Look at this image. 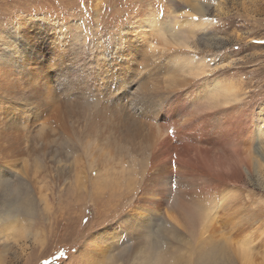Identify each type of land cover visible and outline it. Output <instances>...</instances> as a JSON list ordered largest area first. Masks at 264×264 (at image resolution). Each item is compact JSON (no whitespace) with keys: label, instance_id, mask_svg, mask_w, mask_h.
I'll list each match as a JSON object with an SVG mask.
<instances>
[{"label":"rangeland","instance_id":"1","mask_svg":"<svg viewBox=\"0 0 264 264\" xmlns=\"http://www.w3.org/2000/svg\"><path fill=\"white\" fill-rule=\"evenodd\" d=\"M203 1L208 8L204 18L213 20L215 24L208 28L207 36L205 33L198 35L192 51L210 56L208 59L219 56L218 61L227 66L210 79L241 85L247 92L242 109L246 112V120L255 119L257 122L260 111H264V0H0V50L4 51L1 61L4 60L5 66L9 67L14 55H22L23 47H28L23 45L20 34L15 35L20 22L30 24L27 27L34 32L31 43L44 50L38 56L40 59L51 56L47 44H39L42 42L40 39L55 34L58 39L54 40L52 48L58 50V56L51 61L41 59L40 69L47 77L55 78L51 83L59 98L67 102L75 101L77 113L85 108L90 110L96 99L93 87L86 89L83 85L75 96L68 92L65 77L73 69H81L85 62L92 63L97 55L107 63L109 58L105 50L114 48V36L123 28L126 32L127 27L137 26L151 14H156L161 21L171 14L182 16L189 10L190 4ZM111 52L116 53L115 57L118 55L116 49ZM230 61L232 65L227 64ZM125 68L131 77L132 67L127 65ZM6 74L3 71L0 79L4 87L10 88L8 72ZM100 84L104 88L102 81ZM35 102L38 105L35 110L39 113L38 122L33 121L31 114L23 119V123L26 121V132L31 137L37 136L42 122L48 120L45 125L49 126V121L55 119V112L47 107L46 100L39 98ZM17 114H14V121L19 119ZM154 118L159 126L167 121L164 115ZM224 118L234 119V113ZM0 128L9 131L11 141L15 143L19 132L6 126L4 120L0 122ZM212 134L209 140L212 145L207 151L216 159L221 157L223 142L217 139L215 132ZM51 140L53 138H49ZM253 140L255 147L262 142L256 135ZM75 143L80 153L72 171L69 165L72 160L56 163L50 161L52 156H49L48 164L43 162L24 175L23 183L14 174H9V170L22 175L31 164L29 158L21 150L16 152V145L0 153V183L3 185L0 190V215L20 205L18 213L21 212L23 224L29 222L31 230L38 235V243L34 238L21 245L11 241L3 245L0 241V264H87L85 251L92 245L104 248L103 254H107V258L112 256L117 264H133V251L137 245L134 235L138 233V228L134 229L137 232L126 228L128 215L138 212L139 207L150 206L154 201H159L160 207L156 210L160 213H172L168 199L174 195L176 177L171 184L175 187H166L171 189L170 196L158 184L146 181L143 174L150 170L151 164L148 154L143 151L144 145H138L137 150L125 155L123 162L128 171L124 182L121 179L124 174L116 170L113 175L109 170L110 182L103 194L99 190L100 163L88 160L81 142L75 140ZM65 145L55 143L62 148V152L66 149ZM49 146L48 151H51L53 144ZM62 158L65 159L64 156ZM254 173H245L240 184L227 179L217 188L197 194L194 190L204 187V180H194L189 196L191 200L202 203L201 214L183 216L179 226L185 234L181 241L173 239L167 244L166 264H264V174L260 177ZM228 190L239 192L238 196L224 204L218 202ZM166 226L167 223L161 219L150 224L144 232L143 241L151 252L157 247L154 244L156 233L166 229Z\"/></svg>","mask_w":264,"mask_h":264},{"label":"bare ground","instance_id":"2","mask_svg":"<svg viewBox=\"0 0 264 264\" xmlns=\"http://www.w3.org/2000/svg\"><path fill=\"white\" fill-rule=\"evenodd\" d=\"M188 9L186 11L185 8L182 16L169 15L165 21L151 14L137 26L127 27L126 32H123V28L114 36V48L105 50L109 58L107 63L97 55L92 63L85 62L81 69H73L65 77L68 92L75 96L85 85L86 89L93 87L96 98L90 110L85 108L79 113L76 112L75 101L67 102L58 97L51 83L55 78L47 77L40 69L41 59L51 61L58 56V50L52 48L58 36L48 34L40 39L42 42L39 44H47L51 55L48 59L46 56L40 59L38 56L44 50L31 43L34 32L27 27L30 24L20 22L15 35L20 34L23 45L27 44L28 47H23L22 55H14L9 67L5 66L4 60L1 61L4 51L0 50V78L3 71L4 74L8 72L10 86L4 87L0 79V122L4 120L6 126L19 132L14 143L11 141L12 134L0 128V153L16 145V152L21 150L29 158L31 164L22 175L9 170V174H14L19 182L23 183L24 175L34 167L43 162L48 164L49 156H52L50 161L56 163L72 160L69 164L72 171L80 153L75 140L81 142L88 160L100 163L99 190L103 194L110 182L109 170L113 175L116 170L124 174L121 178L124 182L128 168L123 159L128 152L137 150L138 145H144L143 151L148 154L147 159L151 164L150 170L143 174L146 181L158 184L170 196L171 189L166 187L176 177L174 195L169 198L170 201L168 199L172 213H160V210H156L160 203L154 201L150 206L139 207L136 213L131 212L128 215L130 218L126 219L127 229L137 232L134 229L138 228V233L134 235L137 245L133 251V264H166L167 244L173 239L181 241L185 234L180 229L183 216L201 214L202 203L191 200L189 196L196 178L204 180V187L194 190L197 194L215 189L227 179L240 184L245 173L251 175L255 172L260 177L264 174V111H260L257 122L255 119L246 120V112L242 109L246 104L247 92L234 82L211 80L209 77L189 85L194 76H203L205 72L213 76L227 65L218 61L219 56L208 59L210 56L192 51L198 35L205 33L207 36L208 28L214 26L215 22L204 18L208 12L204 1L190 4ZM202 38L207 40L205 36ZM4 46L8 47L6 44ZM115 49L118 52L116 57V53L111 52ZM227 64L232 65L233 62ZM127 65L132 67L131 77L125 68ZM39 98L46 100L47 107L55 112V119L49 121V126L45 125L48 120L42 122L37 136L31 137L26 132V121L23 123V119L31 114L33 121L38 122L39 113L35 112L38 105L33 101ZM194 106L196 115H192ZM16 113H19V119L14 121ZM230 113H234V119L224 118ZM159 115L167 117L161 126L155 124L154 117ZM212 132L223 142L221 157L216 159L207 151L212 145L209 141ZM254 135L262 141L257 147L254 146ZM49 138L53 140L49 141ZM55 143L66 144L65 151L62 152V148L55 146ZM49 144L54 147L51 151H48ZM259 148L261 150L258 152ZM2 188L0 183V190ZM235 193L228 190L218 202L224 204L235 199L239 192ZM18 206L0 215V241H3V245L8 241L21 245L27 239L34 238L38 243V235L31 230V224H23ZM26 219L29 220L28 217ZM161 219L167 226L156 233L154 244L157 247L151 252L143 241L144 232L150 224ZM85 253L87 264H117L112 256L107 258V254H103L104 248L99 246L92 245Z\"/></svg>","mask_w":264,"mask_h":264},{"label":"snow or ice","instance_id":"3","mask_svg":"<svg viewBox=\"0 0 264 264\" xmlns=\"http://www.w3.org/2000/svg\"><path fill=\"white\" fill-rule=\"evenodd\" d=\"M212 75L211 74H209V73H207V72H205L204 74H203V76H194L193 77V79L190 81V83H189V85H192V84H195V83H197V82H200V81H202V80H204V79H206V78H209V77H211ZM188 85V86H189ZM187 86V87H188ZM198 105V104H197ZM196 105V106H197ZM196 106H194L191 110H192V115H196ZM172 187H175V185L173 184V185H171ZM81 251H83V248L81 249Z\"/></svg>","mask_w":264,"mask_h":264}]
</instances>
